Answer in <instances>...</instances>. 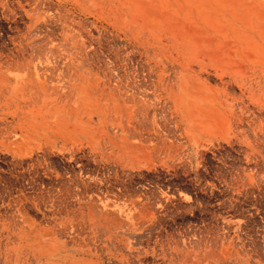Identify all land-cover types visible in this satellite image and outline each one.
Masks as SVG:
<instances>
[{
  "label": "rangeland",
  "instance_id": "1",
  "mask_svg": "<svg viewBox=\"0 0 264 264\" xmlns=\"http://www.w3.org/2000/svg\"><path fill=\"white\" fill-rule=\"evenodd\" d=\"M0 264H264V0H0Z\"/></svg>",
  "mask_w": 264,
  "mask_h": 264
}]
</instances>
